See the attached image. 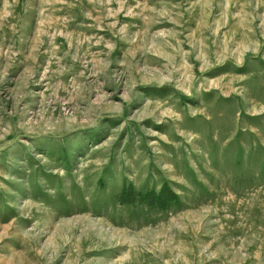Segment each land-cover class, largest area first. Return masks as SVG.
<instances>
[{
    "label": "rangeland",
    "instance_id": "1",
    "mask_svg": "<svg viewBox=\"0 0 264 264\" xmlns=\"http://www.w3.org/2000/svg\"><path fill=\"white\" fill-rule=\"evenodd\" d=\"M0 264H264V0H0Z\"/></svg>",
    "mask_w": 264,
    "mask_h": 264
}]
</instances>
